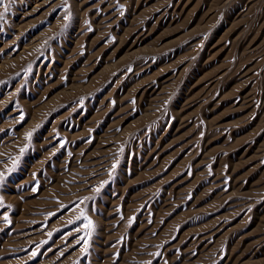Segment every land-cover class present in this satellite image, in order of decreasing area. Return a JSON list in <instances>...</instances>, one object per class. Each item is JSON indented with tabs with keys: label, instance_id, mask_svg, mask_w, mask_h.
I'll return each mask as SVG.
<instances>
[{
	"label": "rangeland",
	"instance_id": "1",
	"mask_svg": "<svg viewBox=\"0 0 264 264\" xmlns=\"http://www.w3.org/2000/svg\"><path fill=\"white\" fill-rule=\"evenodd\" d=\"M0 13V264H264V0Z\"/></svg>",
	"mask_w": 264,
	"mask_h": 264
},
{
	"label": "snow or ice",
	"instance_id": "2",
	"mask_svg": "<svg viewBox=\"0 0 264 264\" xmlns=\"http://www.w3.org/2000/svg\"><path fill=\"white\" fill-rule=\"evenodd\" d=\"M2 2H3V0H0V3H2ZM3 19H4V13H0V21H3ZM65 19H68V17L66 16ZM30 136H31V133L28 134V137L29 138H30ZM20 151H21V153H23L24 152V149H20ZM17 162H18V158L13 159V168L15 167V165H16ZM116 167H117V164L114 163L112 165V170L114 171ZM8 171L11 172L12 169H8ZM109 175L111 176L112 175V172H110ZM4 178H5L4 177V174L3 173H0V183L3 182ZM33 191H35V189H33ZM95 191L98 193L100 191V188L97 187L95 189ZM86 199H91V198H86ZM81 218L84 221H86V223L84 224V228L86 230H89L87 234L88 235H91V231L90 230L93 228V222L88 218V216L86 215V213L84 212L83 209H81L80 215L77 217V219L79 220ZM69 223H74V222L73 221H69ZM76 230L79 231V228H77ZM81 239H83V237H81ZM86 243H87V241H85V244ZM33 255H36V253H33Z\"/></svg>",
	"mask_w": 264,
	"mask_h": 264
}]
</instances>
